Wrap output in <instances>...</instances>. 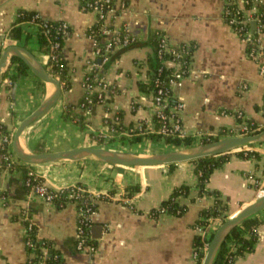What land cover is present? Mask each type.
<instances>
[{
    "label": "crops",
    "instance_id": "0c3cea01",
    "mask_svg": "<svg viewBox=\"0 0 264 264\" xmlns=\"http://www.w3.org/2000/svg\"><path fill=\"white\" fill-rule=\"evenodd\" d=\"M260 2L264 4V0ZM225 4V0H115L119 13L106 18V24L111 26L109 38L122 26L141 38L147 37L150 29L158 28L174 45L196 44L190 71L183 84L174 88L173 96L184 103L180 112L184 131L198 141L239 134V114L264 125V73L260 70V62L264 63V36L261 57L255 59L250 56L249 44L229 23ZM21 9L36 10L46 19H62L73 29L63 45L70 65L71 87L24 129L20 143L26 151L104 146L134 154H153L176 149L168 148V143L167 149L152 148L163 139L134 142L125 132L102 134L109 130L108 120L120 117L122 125L129 127L153 119L152 93L139 88L140 82L149 79L150 45L129 48L111 63L104 77L117 87V92L110 101L97 102L89 111L78 105L74 112L83 115L81 125L64 118L63 112L67 103H78L85 94V74L96 58V42L88 29L98 20L97 11L84 8L82 0H0V44L4 48L24 45L45 67L48 56L38 50L35 42L26 46L8 36ZM23 26L35 30L30 23ZM42 81L32 69L14 86H9V78L1 79L0 123L12 128L16 125L13 135L20 121L52 93V83ZM98 138H103L102 142ZM10 146L13 150L12 141ZM226 153L229 158L214 169L207 187L221 192L228 202L230 216L261 195L256 180L264 185V139ZM14 156L25 163L16 153ZM33 168L51 188L84 184L98 202V209L89 215L88 238L80 246L79 217L83 210L76 202L59 206L32 193L25 182L29 170L26 166L2 170L0 264H36L31 261L35 251L30 252L27 247V219L36 225L39 240L52 241L61 253L62 264H198L194 238L201 231L195 223L201 209L213 204L215 196L200 193L195 163L191 160L170 167L118 165L86 157L38 163ZM182 183L190 185L189 195L181 198L188 204L187 211L182 215L165 212L153 216L152 208ZM256 214L262 221L257 226L255 248L236 258L234 264H264V209ZM218 224L216 219L210 228ZM44 260L41 264H47Z\"/></svg>",
    "mask_w": 264,
    "mask_h": 264
},
{
    "label": "trees",
    "instance_id": "16d2710c",
    "mask_svg": "<svg viewBox=\"0 0 264 264\" xmlns=\"http://www.w3.org/2000/svg\"><path fill=\"white\" fill-rule=\"evenodd\" d=\"M89 1L95 0H82L83 7L86 9H94L88 6ZM103 3L102 13H98V20L88 29V34L99 41V45L104 50L105 44L102 39L104 38V29L111 28L109 24H106V18L108 16V9L110 7L115 8L114 14L119 13V9L115 6V0L110 2H105V0H100L99 4ZM247 6H250L248 4ZM259 10L264 12V4L262 2L258 3ZM24 23H30L35 28L34 31L26 30L24 28ZM65 21L62 19H46L40 15L36 10L21 9L17 13L16 20L11 27L8 36L10 38L18 39L26 46L30 43L35 42L37 44L38 50L46 53L48 60L46 62V68L48 72L56 77L62 87V91L68 90L71 87V75H70V65L67 58L63 54V45L66 38L72 32V27L70 24L64 25ZM128 35V36H126ZM34 39V40H33ZM164 39L168 40V44H164ZM140 45H150L152 51L147 57V63L149 64V79L146 82H140L139 88L141 91L153 94L157 93V90L161 86H168V76L174 70V66L167 63L168 60L179 61L181 69L188 73V66L190 61L193 59V53L196 49V44L191 43H181L180 46L173 45L166 33L158 28L150 29L147 37L141 38L133 35L126 27L122 26L117 34L112 38L110 45V52L108 53V60L101 62V66L94 69L92 73L87 72L85 74V85H87L91 80L90 78L98 72L99 76L104 78V73L111 63L116 62L121 57V54L132 47ZM179 47L187 48V51L180 56L175 54L174 50H179ZM4 49L3 44H0V56ZM101 54L96 55L94 59L97 62L101 59ZM31 70L28 63L19 55H12L7 61V64L2 72V80L9 78V86H14L18 79L24 75L28 74ZM39 81L43 83L42 79ZM97 83V82H95ZM117 92V87L113 84H108L107 93L109 98L106 102L110 101L113 95ZM85 92L78 103H67L63 112V116L66 119H74L81 125L83 123V115L81 113L74 112L75 108L79 105L85 103V107L91 109L95 103L99 100L98 92L94 91L90 95ZM87 96H90L93 101L88 102ZM172 98V97H171ZM173 99H170V102ZM74 112V113H73ZM121 116V114L119 113ZM239 121H246L248 129L250 132L255 133L264 129V125L258 124L255 120L251 118H244L239 114ZM111 125H115L117 130L113 134H119L125 132L131 137V141H141L143 139H153V140H164L166 143L171 144L176 149L191 148L200 143H207L211 141L218 140L219 137H204L200 141L196 139L195 136L188 135L186 133H163L159 129L163 124V120L156 114L153 113V126L154 131L151 130H132V125L125 127L118 118V122L107 121ZM142 122H146L142 120ZM13 128L5 123H0V172L4 169L13 170L21 166H26L29 170L33 171L32 175H29L28 171L25 175V182L28 177H31L33 181H38L43 179L42 176L34 170V164L31 163H20V160L14 156V151L11 149L10 141L13 139L12 131ZM246 130H239L237 133H244ZM7 137V140H5ZM93 137H96L93 136ZM99 142H102L103 138H98ZM229 155L224 152L220 154H211L192 159L191 161L195 163V172L197 174L198 182L197 185L200 189L201 194H212L215 196L214 203L201 209L199 217L195 223L196 227H202L203 231L199 232L194 238V246L197 249V262L202 264L206 249L204 245L206 242H210L217 229V227H212L211 222L219 219L220 224L225 221L229 216V206L228 202L221 197V192L219 190L209 189L207 187V182L210 178L211 173L218 166H221L227 159ZM177 163H170V167H174ZM27 188L31 190V186L26 184ZM79 186L83 190L79 189ZM138 187V186H137ZM75 190L76 194H80V197L85 201L78 200L77 207L83 210V214L79 217V226L86 228L87 223H90L89 214L98 209V202L92 198V193L87 189V187L82 183H77L75 185H69L62 191L55 192L54 203L59 206H65L68 202H73L77 200L73 196H70L72 190ZM190 185L187 183H182L177 186L171 195L164 199L158 206L152 208L151 214L153 216H158L161 213H172L176 215L184 214L188 209V204L181 201L182 197H187L189 195ZM89 208V210H87ZM27 226V247L30 252L35 251V255L31 258V261L36 264H41V262L46 259L47 264H62V256L57 248L54 247L51 240L41 239L37 237V227L29 219L25 220ZM262 218L259 214H253L252 216L246 217L241 222L233 226L229 232L226 234L222 243L218 247L216 254L214 256L212 264H234L236 258L243 255L246 252L252 251L255 248V243L258 238L257 226L261 223ZM47 247L48 252H44L43 247Z\"/></svg>",
    "mask_w": 264,
    "mask_h": 264
},
{
    "label": "water",
    "instance_id": "95a60500",
    "mask_svg": "<svg viewBox=\"0 0 264 264\" xmlns=\"http://www.w3.org/2000/svg\"><path fill=\"white\" fill-rule=\"evenodd\" d=\"M253 26H255L254 23ZM12 55L21 56L39 78L52 83L54 86L52 93L48 95L29 115L23 118L15 129L12 139L13 150L20 159L27 163L38 164L60 159H81L92 157L118 165L170 164L196 159L205 155L224 153L241 145L264 139L263 129L255 133L227 136L191 148L174 149L153 154H134L104 146H81L56 151L28 152L20 143L22 132L37 117L54 106L60 98L62 87L59 80L48 72L45 65L35 57L31 50L21 44H11L3 49L0 56V82L2 79V72L8 59ZM98 61H101V59ZM263 209L264 195L259 196L256 200L244 205L237 213L230 215L225 221H223L217 227L212 240L209 243L202 264H212L218 247L233 226L246 217L252 216Z\"/></svg>",
    "mask_w": 264,
    "mask_h": 264
},
{
    "label": "built area",
    "instance_id": "2783aa9c",
    "mask_svg": "<svg viewBox=\"0 0 264 264\" xmlns=\"http://www.w3.org/2000/svg\"><path fill=\"white\" fill-rule=\"evenodd\" d=\"M100 0H95V1H89L87 3L88 6H91L94 8V10L97 11V13H102V6L103 3L99 4ZM111 0H105V2H110ZM261 0H241L239 2L238 0H225V12L228 17L229 23L235 28L237 32L241 35V37L247 42L250 46V56L259 59L261 57L260 53V46L262 44L263 36H264V12H261L259 10L258 3ZM250 4V6H247ZM115 8L110 7L108 9V15L109 14H114ZM255 23V27H252V23ZM68 23L65 21V26ZM104 29V38L102 39L103 43L105 46L104 50L99 45V41H97L95 38L96 42V55L101 54V62H105L108 60V53L110 52V45L112 38L117 34L113 35L112 37H108V34L111 32V28H103ZM119 31V30H118ZM117 31V32H118ZM128 36V35H126ZM188 43V42H185ZM164 44H168V40L164 39ZM189 44V43H188ZM174 45V44H173ZM177 46H180L177 45ZM179 50H174L175 54L177 56H180L184 53V51H187V48L179 47ZM167 63L169 65L174 66V70L172 73L169 74L168 76V86H161L157 90V93L153 94V113H156L162 120L163 124L161 128L159 129L160 132L163 133H186L183 129L182 125V120L180 116V112L183 108L184 103L175 98L173 96V90L175 87L180 86L183 84V81L185 77L187 76V73L184 72L181 69V65L179 61L175 60H168ZM192 61H190L189 66H188V72L190 71ZM91 65V70H89V73H92L95 68L100 67L101 63L92 61ZM260 70L261 72L264 73V63L260 62ZM85 80V79H84ZM90 82L85 85L88 95H90L92 92L97 91L98 92V98L99 100L97 102H106L107 98H109V94L107 93L108 90V82L106 79L102 78L99 76L98 72L96 71V74L93 75L92 78H90ZM97 82V83H95ZM85 84V82H84ZM172 97V98H171ZM88 102H92L93 99L90 96H87ZM170 99H173V102H170ZM82 108H84L86 111H89L88 108L85 107V103H83ZM242 116V115H241ZM142 122L139 121L136 124L132 125V130H151L154 131V126L153 122L147 121ZM114 123L118 122V118H116ZM246 121L242 122L241 125V130H246L244 133H239V134H248L252 133L248 129V126L246 124ZM109 130L108 132H102L104 136L108 135V133L113 134V132H116L117 128L115 125L109 124ZM239 129V130H240ZM238 130V131H239ZM5 140H7V137H5ZM12 141V140H11ZM10 141V142H11ZM1 142V138H0ZM29 175L33 174L32 170L28 171ZM26 184L31 186V192L36 194L37 196H40L47 202L54 203V196L55 192L57 191H62L64 190L65 187H59V188H51L47 186L44 182L43 179H39L38 181H33L31 177H28ZM256 184L258 188L260 189V196L264 195V185L263 182L259 179L256 180ZM79 189L83 190L81 186H79ZM70 196L76 198L77 200L73 202H78V200H82V202H85L81 197L80 194H76L75 190L73 189L72 192L70 193ZM93 198V197H92ZM89 210V208H87ZM90 215V214H89ZM89 224L87 223L86 228L83 226H79V232H80V246L85 244L87 238H88V230H89ZM199 230L202 232L203 228L199 227ZM210 242H206L204 245V249L207 250ZM43 250L46 252V247H43ZM197 249L195 247L194 249V257L197 259ZM45 262V260L43 261Z\"/></svg>",
    "mask_w": 264,
    "mask_h": 264
},
{
    "label": "rangeland",
    "instance_id": "374dc122",
    "mask_svg": "<svg viewBox=\"0 0 264 264\" xmlns=\"http://www.w3.org/2000/svg\"><path fill=\"white\" fill-rule=\"evenodd\" d=\"M167 147L168 148H174V146L173 145H171V144H169V145H167ZM127 148L129 149H132L130 146H127ZM152 148L153 149H157V151H159L160 149H165L166 148V142H164V141H160V142H158V144H156V143H154L153 145H152ZM167 149V148H166ZM219 225V224H218Z\"/></svg>",
    "mask_w": 264,
    "mask_h": 264
},
{
    "label": "bare ground",
    "instance_id": "6f19581e",
    "mask_svg": "<svg viewBox=\"0 0 264 264\" xmlns=\"http://www.w3.org/2000/svg\"><path fill=\"white\" fill-rule=\"evenodd\" d=\"M51 84V83H50ZM53 85V84H52ZM54 89V88H53ZM52 91V90H51Z\"/></svg>",
    "mask_w": 264,
    "mask_h": 264
}]
</instances>
